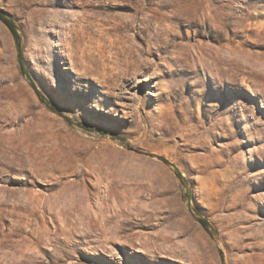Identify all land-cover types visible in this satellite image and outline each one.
Segmentation results:
<instances>
[{
  "label": "rangeland",
  "instance_id": "1",
  "mask_svg": "<svg viewBox=\"0 0 264 264\" xmlns=\"http://www.w3.org/2000/svg\"><path fill=\"white\" fill-rule=\"evenodd\" d=\"M0 9V264H264V0Z\"/></svg>",
  "mask_w": 264,
  "mask_h": 264
},
{
  "label": "bare ground",
  "instance_id": "2",
  "mask_svg": "<svg viewBox=\"0 0 264 264\" xmlns=\"http://www.w3.org/2000/svg\"><path fill=\"white\" fill-rule=\"evenodd\" d=\"M73 199H75V201L72 203V206H70V209H72L71 214L75 217V225L83 223L91 225L92 227L94 225L93 223H95V225L107 229V224H109L112 219H116V221H118V218L124 214L126 211V209H124L125 207H127L129 211L133 208L132 204L128 203L125 204V206H121V204H117L116 201L110 202L108 201V198H106L101 200L100 209L94 210L91 209L89 204H82V201H84L82 196H73ZM133 204L136 205L134 202ZM136 207L138 206L136 205ZM127 213L130 214V212ZM86 218H88L87 221L85 220ZM117 236L118 232L116 231L114 233V238Z\"/></svg>",
  "mask_w": 264,
  "mask_h": 264
},
{
  "label": "trees",
  "instance_id": "3",
  "mask_svg": "<svg viewBox=\"0 0 264 264\" xmlns=\"http://www.w3.org/2000/svg\"><path fill=\"white\" fill-rule=\"evenodd\" d=\"M0 20L8 27V29L11 31L17 45L18 49V61L20 63V68L22 72L30 79L31 85L36 89V91L39 93L37 90L33 80L31 79L28 70L25 67V58H24V53H23V48H22V41H21V35L19 33V28L17 26L16 21L14 18L6 13L5 11L0 9ZM159 159H161L164 163L170 164L169 160L166 159L164 156H158ZM180 179L184 180L183 176L179 173ZM201 223L205 228L209 227V222L206 219L201 218Z\"/></svg>",
  "mask_w": 264,
  "mask_h": 264
}]
</instances>
